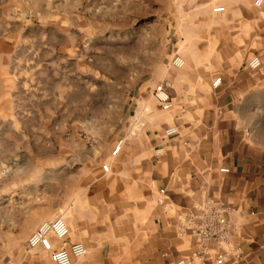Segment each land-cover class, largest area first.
<instances>
[{
	"label": "crops",
	"instance_id": "1",
	"mask_svg": "<svg viewBox=\"0 0 264 264\" xmlns=\"http://www.w3.org/2000/svg\"><path fill=\"white\" fill-rule=\"evenodd\" d=\"M41 8L0 0V264H51L27 240L59 215L70 234L56 246L88 250L73 264H216L220 247L210 243L201 257L181 223L204 202L235 225L224 264H264V0H203L186 23L198 33L174 44L161 75L119 83L99 129L79 111L96 102L95 88L64 89L62 67L47 58L53 40L44 28L31 33L44 24L26 12ZM155 84L170 93V109L155 100ZM47 102L79 112L49 114ZM169 127L177 133L167 136Z\"/></svg>",
	"mask_w": 264,
	"mask_h": 264
},
{
	"label": "rangeland",
	"instance_id": "2",
	"mask_svg": "<svg viewBox=\"0 0 264 264\" xmlns=\"http://www.w3.org/2000/svg\"><path fill=\"white\" fill-rule=\"evenodd\" d=\"M42 8L26 12L31 33L46 30L48 59L62 67L66 84L79 82L95 88L96 102L79 108L81 114L95 116V128L109 114L108 100L117 95L119 83L134 85L150 81L154 72L162 74L174 44L197 34L186 23L198 18L203 0H25ZM194 10V11H192ZM193 14V15H192ZM56 42L57 49L49 52ZM49 62V60H48ZM49 66V65H48ZM51 66V65H50ZM156 85V84H155ZM144 96L145 92H144ZM105 103V106H104ZM49 114H74L78 108L47 102ZM75 111V112H74ZM78 111V112H79ZM77 112V113H78ZM118 115L119 112L113 113ZM106 147V144H102ZM38 257L54 264L46 253Z\"/></svg>",
	"mask_w": 264,
	"mask_h": 264
},
{
	"label": "built area",
	"instance_id": "3",
	"mask_svg": "<svg viewBox=\"0 0 264 264\" xmlns=\"http://www.w3.org/2000/svg\"><path fill=\"white\" fill-rule=\"evenodd\" d=\"M263 0H256V4H261ZM223 6L214 8V11H223ZM184 59L177 55L172 59V64L181 67L184 65ZM261 61L258 57L253 58L249 62L251 68L260 66ZM222 79L217 77L213 81V86L220 85ZM153 96L163 110H168L172 106V98L163 84H158L154 87ZM167 136H172L177 133L176 127H169L165 130ZM123 139L117 141L112 154L116 156L122 146ZM110 164L105 163L102 169L105 172L110 171ZM222 172H228V168H221ZM160 193L165 190L161 188ZM225 210L221 207L214 206L210 202L201 203L197 210L194 211L181 223L185 229L193 232L200 240L204 252L201 257L207 252L208 245L215 243L220 247L217 252L216 264H224L227 259V254L232 250V230L235 228L234 223L226 216ZM184 222V224H183ZM70 234L68 223L64 216L59 215L51 220L42 222L39 227L29 236L27 246L29 248H40L49 255V258L54 264H73V259L82 257L87 254L88 250L84 243L73 242L69 246L57 247L55 241L64 242ZM236 255H239L237 252ZM176 264H186L185 260H180Z\"/></svg>",
	"mask_w": 264,
	"mask_h": 264
}]
</instances>
